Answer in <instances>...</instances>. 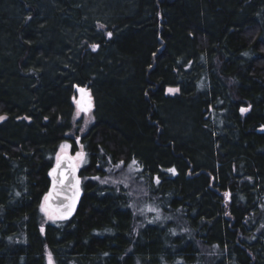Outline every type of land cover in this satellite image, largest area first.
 Segmentation results:
<instances>
[{
	"label": "trees",
	"instance_id": "trees-1",
	"mask_svg": "<svg viewBox=\"0 0 264 264\" xmlns=\"http://www.w3.org/2000/svg\"><path fill=\"white\" fill-rule=\"evenodd\" d=\"M0 116V264H264V0H0ZM64 141L82 195L45 222ZM133 161L159 218L95 178Z\"/></svg>",
	"mask_w": 264,
	"mask_h": 264
},
{
	"label": "rangeland",
	"instance_id": "rangeland-1",
	"mask_svg": "<svg viewBox=\"0 0 264 264\" xmlns=\"http://www.w3.org/2000/svg\"><path fill=\"white\" fill-rule=\"evenodd\" d=\"M90 92L91 91L88 89L86 95L83 96V94L80 92V89H76L73 96V103H74V112L72 116L73 129L69 133V135L76 138V143H78V136L83 134L94 121V116H93L94 103ZM78 104L81 107L85 108L86 111L78 112ZM62 145H68V147L62 150L61 149ZM71 150H72V146L69 142L67 141L62 142L58 147V151L55 156V161L57 160L58 155L69 154L75 159V163L76 165H78V167L76 168L78 172H80L86 162V155L81 147H79L76 152H72ZM78 152H82L84 154L83 161L78 160L76 158V154ZM135 171L136 168L134 163H131L128 166H121V164H119L107 168L104 177L97 176L95 178L103 182H110L111 184L117 186L120 184L127 187L131 192L132 198L134 200V214L136 217L141 216L143 220L146 219V217L148 218V220H150L151 218L150 216H153L154 218H159L160 215L162 214L158 212L157 206L155 207V205L151 203L152 202L150 201L151 199L149 200L148 192L143 186V184L137 180ZM50 214L55 215L54 212H50ZM42 215L44 217L45 222L53 221L49 219L44 213H42ZM55 221H60V219L57 218ZM214 250H215L214 248H206L204 249V252L207 253L206 255H210V253L211 254L214 253L213 252ZM47 264H49V256H47ZM52 264H54L53 260H52Z\"/></svg>",
	"mask_w": 264,
	"mask_h": 264
},
{
	"label": "water",
	"instance_id": "water-1",
	"mask_svg": "<svg viewBox=\"0 0 264 264\" xmlns=\"http://www.w3.org/2000/svg\"><path fill=\"white\" fill-rule=\"evenodd\" d=\"M78 89L84 90V92L82 93L83 96H85L87 91H88L87 88H78ZM60 156H62V157L67 156L69 158L70 163L76 164L75 159L71 155L62 154ZM69 162L62 163L60 165V167L57 168V160H56L53 167H52V169L57 168V171L55 173L56 188H55L54 194L52 195V198L48 202L50 205V208L53 210H62L64 205L70 204L72 202V197L74 194L73 184L75 183V181L72 180L71 175H70ZM52 169L50 170V172L52 171ZM65 176H67V179H64ZM49 177H50L51 183H50V187H49L47 194L53 190L54 177L50 176V175H49ZM75 177L80 181V183H79V195L75 198V206L72 210V214L70 216H68L67 219L71 218L73 216V214L75 213L77 206H78V203L80 201L81 195H82L81 179H80L79 172H78L77 168L75 171ZM66 197H67V199H66ZM43 202H44V199H43ZM67 219H60V220H67Z\"/></svg>",
	"mask_w": 264,
	"mask_h": 264
},
{
	"label": "snow or ice",
	"instance_id": "snow-or-ice-1",
	"mask_svg": "<svg viewBox=\"0 0 264 264\" xmlns=\"http://www.w3.org/2000/svg\"><path fill=\"white\" fill-rule=\"evenodd\" d=\"M110 35H111V33H109V36ZM96 47H97L96 45H92L93 50H95ZM80 91H81V93L84 92L83 89H80ZM176 91H178V89H173V88L168 89L169 93H175ZM79 111H86V109L81 107L78 104V112ZM246 111H248V109L241 108V113H244ZM3 119H4V117H0V120H3ZM67 147H68V145H62L61 149L63 150V149H66ZM83 157H84V154L82 152H78L76 154V158L78 160L83 161ZM65 162H69V158L67 156H63V157L60 155L57 156V168H59L60 165L62 163H65ZM133 163H135V161H133ZM76 167H78V165L69 162L70 175H71L72 180L75 181V183L73 184L74 194L72 197V202L70 204L64 205L62 210H53L50 208V205L48 203L50 201V199L52 198V195L54 194V191L56 188L55 173L57 171V168H53L52 171L49 173L50 176L54 177L53 190L50 191L47 195H45L44 202L40 206V211L42 213H44L49 219H51L53 221H55L57 218L67 219V217L72 214V210L75 206V198L79 195V183H80V181L75 177ZM170 171H173V173H174V169L170 170ZM64 179H67V176H65ZM157 182H159V181H157ZM224 195H225L226 199L229 197V193H225ZM66 199H67V197H66ZM149 210H151V209H149ZM50 212H55V215L50 214ZM41 231L43 232V228H41ZM49 264H52L51 254H49Z\"/></svg>",
	"mask_w": 264,
	"mask_h": 264
}]
</instances>
